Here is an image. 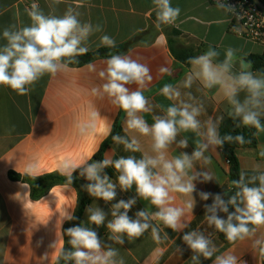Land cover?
I'll return each mask as SVG.
<instances>
[{
	"label": "crops",
	"instance_id": "crops-1",
	"mask_svg": "<svg viewBox=\"0 0 264 264\" xmlns=\"http://www.w3.org/2000/svg\"><path fill=\"white\" fill-rule=\"evenodd\" d=\"M33 3H37L46 15L62 16L68 7H73L80 13L79 19L82 23L100 25L102 31L89 37L86 44L88 53L105 48L100 45L102 35L114 39L115 47L131 43L126 50L118 54L131 56L146 64L151 70L153 80L143 89V94L154 106L153 112L142 114L150 125L153 123V115H163L162 109L174 103L160 94L162 87L165 84L181 85L192 68L191 64L182 63L172 49L198 51L199 56L211 47L219 53L217 60L222 61L226 50L232 48L236 53L233 69L236 72L241 70V60L247 63L251 56L264 53L262 44L234 32L227 11L213 5L209 0H171L172 6L180 9L179 17L173 25L159 27L152 0H60L59 3H54L53 0H0V46L6 44L2 36L5 28L10 25L23 27L31 24L25 9L30 8ZM235 28L245 31L241 26ZM111 56L97 57L81 65H70L72 70L66 74H58L55 77L45 75L30 87L28 94L23 96L6 86H0V264L57 262L59 247L65 245V236L62 237V233L68 222L63 221L60 228V215L65 208H69V211L75 208V214L80 195H89L83 187L89 182L81 178L78 187L57 185L43 197L34 199L30 185L12 180L10 173L32 177L50 173L61 174L58 171L60 160L65 158L75 160L93 151L96 154L110 135L104 137L100 143L94 137L80 138L74 127L75 122L84 117L86 105L90 100L94 101L100 116L110 121L111 133L116 120L120 117L121 136L136 135L143 151L151 154L150 138L139 136L137 133H125L126 114L122 110L114 108L106 99L99 100L89 94L91 87L100 82L89 65H95L98 72L105 66L104 61ZM161 68H167L168 71L162 73ZM250 70L254 74H264V71L255 70L252 63ZM128 87L135 90L137 86ZM181 92L182 94L190 92L195 100L203 105L204 112L199 117L202 122L208 117L224 119L229 116L231 106L222 97L218 88L205 89L197 81L191 88H181ZM244 97L245 93H241L239 98L243 100ZM156 105L160 107H155ZM261 120H264V116ZM102 126L103 121H98V130ZM256 138L258 141L256 147L236 150L241 171L249 177L258 174L255 171L256 165L260 166V171H264V156L260 155L264 149V132L257 131ZM180 139L188 140V148L173 145L169 149L170 156L179 155L182 151L191 154L200 138L189 131L181 132L177 137V140ZM105 155H111L114 159L129 155L140 158L142 152H126L123 145L113 142L106 149L104 157ZM205 155L210 158V162L206 165L198 162L196 170L207 171L213 180L195 182L196 191L193 193L195 205L184 232L193 230L203 232L217 248L215 255L231 250L238 257L239 264H262V256L253 249L252 243L253 239L264 236V228L259 229L256 237L252 239L225 243L220 239L214 226L208 225L204 216L205 205H211L213 199L210 196L207 201H203L199 193L207 192L214 196L220 188L227 185L229 165L220 148L210 149ZM31 160H36L38 167L34 173L28 175L25 174V165ZM104 173L113 181L118 175L111 167L104 169ZM116 191V199L112 202L105 203L102 199H93L86 209L98 206L107 213L108 219H111V204L121 199L136 197L135 186L127 192H121L119 188ZM175 195L177 204L189 199L180 194ZM144 208L150 212L156 210L148 201L137 198V203L128 214L135 218V213ZM86 209L81 223L97 231L105 244L115 247L119 252L118 259L122 258L124 264H193L192 252L182 241L184 232H174L156 220L153 223L159 227L160 241L153 238L149 229L137 239L129 241L125 237L123 245L114 244L108 239L110 233L106 228L107 220L105 225L98 228L89 224ZM218 214L226 219L227 214ZM56 240V248L52 249L50 245ZM178 248L182 249V254ZM45 254L47 259L44 258ZM212 259L205 260L201 257V264H212Z\"/></svg>",
	"mask_w": 264,
	"mask_h": 264
},
{
	"label": "clouds",
	"instance_id": "clouds-1",
	"mask_svg": "<svg viewBox=\"0 0 264 264\" xmlns=\"http://www.w3.org/2000/svg\"><path fill=\"white\" fill-rule=\"evenodd\" d=\"M53 2L59 3L60 0ZM152 3L157 27L176 22L180 9L173 7L171 0H152ZM217 7L232 10L231 6L222 3H218ZM25 11L31 24L5 28L2 36L6 44L0 46V86H6L21 96L28 94L30 87L45 75L55 77L70 72L72 69L69 66L78 63L77 58L88 53L86 44L89 37L102 31L100 25L82 23L80 13L73 7H68L62 16L44 14L37 3ZM100 45L115 47V41L108 35H102ZM218 56L219 53L210 47L205 53L190 59L192 68L181 85L165 84L162 87L160 94L174 103L162 109L163 115H153L151 125L142 115L152 113L154 107L143 94V89L153 80L146 64L131 56L117 54L106 59L105 66L98 72L95 65H89L100 81L91 87L90 96L99 100L106 99L114 108L126 114L125 133H137L151 141L149 154L143 151L136 135L112 136L113 142L123 145L124 151L142 152L140 158L129 155L114 159L111 155H105L101 161H94L93 151L75 160L65 158L58 162V171L70 183L78 170L79 176L89 182L83 186L87 193L105 203L116 199L117 188L127 192L135 186L136 197L111 204V219L98 206L86 209L89 224L98 228L105 225L107 220L106 228L110 233L108 239L114 244L123 245L125 237L131 241L149 229L153 238L160 241L159 227L153 223L156 220L174 232H184L195 205V182L213 180L207 171L196 170L198 162L203 165L209 163L210 158L205 153L223 147L226 141L245 143L239 135L220 136L222 117H208L202 122L199 117L204 112L203 105L190 92L182 94L181 88H191L197 81L205 89L218 88L231 106L229 116L232 119L238 120L243 126L264 132V123L261 122L264 116V74H254L250 70L251 62L245 63L243 60L240 61L241 70L233 71L236 53L232 48L226 50L222 61L217 60ZM160 71L163 73L168 69L161 68ZM131 85H136V89L131 90L128 87ZM241 93H245L243 100L239 98ZM185 96L187 99H184ZM98 121H103L99 130ZM74 127L80 138L94 137L100 143L104 137L111 135L112 129L110 121L100 116L93 100L86 105L84 117L77 120ZM189 131L200 138L191 154L182 151L179 155L170 156L169 149L173 145L188 148V140H177V137L181 132ZM260 155L264 156V149ZM37 167L36 160L29 161L25 165V174L31 175ZM109 167L118 173L115 181L104 173V169ZM255 171L258 174L250 177L244 172L240 173L239 179L232 182L238 190L227 200L220 194L212 196L207 192L199 193L203 201L212 197V204L205 205V219L209 226L223 233L229 243L252 239L259 229L264 228V171H260L259 165H256ZM175 194L189 199L177 204ZM137 198L148 201L156 210L150 212L144 208L135 213V218L130 217L128 213L137 203ZM230 207L234 211L230 212ZM68 209L65 208L60 215V228L63 221L75 219V208H71L72 211ZM218 213L227 214L226 219ZM65 235L70 247H59L57 264L59 260H63L64 264H124L122 258L118 259V250L105 244L92 227L81 223L67 228L62 237ZM182 241L192 252L193 264H201V257L212 259L217 252L212 240L201 231L184 232ZM56 244L57 240L50 247L55 249ZM252 247L260 256H264V236L253 239ZM178 251L182 254V249L178 248ZM44 258L47 259V254ZM212 264H239V260L229 250L215 255Z\"/></svg>",
	"mask_w": 264,
	"mask_h": 264
},
{
	"label": "trees",
	"instance_id": "trees-1",
	"mask_svg": "<svg viewBox=\"0 0 264 264\" xmlns=\"http://www.w3.org/2000/svg\"><path fill=\"white\" fill-rule=\"evenodd\" d=\"M264 3V0H261ZM176 34H179L176 32ZM131 44V43H130ZM130 44H126L124 46L118 47H105L100 49L95 53H87L85 55H81L77 58L78 63L72 64L81 65L85 62H88L97 57H108L112 54H118L124 50H126ZM174 55L185 65H189V61L191 58L196 57L199 52L193 50H182L175 51L173 50ZM253 64L255 70L264 71V53L262 55H253L249 59ZM121 119L120 117L116 120L114 128L112 130L111 135L102 143L100 149L93 157L94 161H101L104 157V153L106 149L113 143L112 136L121 135ZM264 123V120H261ZM257 130L254 127L243 126L240 124L238 120L232 119L230 116L224 118L219 127V134L221 137L225 135H231L232 137L242 136L244 138L245 143L241 144L238 141H226L223 147H220L222 151V155L228 162L229 171H228V184L224 187L220 188L216 194H220L225 200H227L231 195H233L238 189L233 185L234 180L239 179V175L242 172L240 168V163L238 160V156L236 154V150L239 148H252L257 146V138H256ZM10 178L14 181H22L30 185L32 197L34 199H39L46 195L54 186L57 185H72L78 187V183L82 177L79 176V171L73 174V182L70 183L66 176L61 175L59 173H50L47 175H43L40 177H32V176H21L14 172L10 173ZM92 198L90 195L79 197L78 207L74 214L75 219L72 221H68L64 226V231L73 226H77L81 224L82 216L86 207L91 203ZM229 211H234L231 207ZM218 235L222 241L225 243H229L224 234L218 232ZM67 236L65 235V245L64 247L69 248L70 245L67 244ZM72 262H69L71 264ZM57 264V262L55 263ZM59 264H64L63 260H59ZM262 264H264V256H262Z\"/></svg>",
	"mask_w": 264,
	"mask_h": 264
},
{
	"label": "built area",
	"instance_id": "built-area-1",
	"mask_svg": "<svg viewBox=\"0 0 264 264\" xmlns=\"http://www.w3.org/2000/svg\"><path fill=\"white\" fill-rule=\"evenodd\" d=\"M213 5L222 3L231 6L226 10L233 25V31L264 46V11L253 0H209ZM241 26L245 31H240Z\"/></svg>",
	"mask_w": 264,
	"mask_h": 264
},
{
	"label": "water",
	"instance_id": "water-1",
	"mask_svg": "<svg viewBox=\"0 0 264 264\" xmlns=\"http://www.w3.org/2000/svg\"><path fill=\"white\" fill-rule=\"evenodd\" d=\"M253 2L264 11V3L261 0H253Z\"/></svg>",
	"mask_w": 264,
	"mask_h": 264
}]
</instances>
